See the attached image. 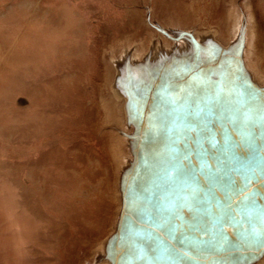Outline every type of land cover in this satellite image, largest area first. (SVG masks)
Listing matches in <instances>:
<instances>
[{"label":"rangeland","instance_id":"obj_1","mask_svg":"<svg viewBox=\"0 0 264 264\" xmlns=\"http://www.w3.org/2000/svg\"><path fill=\"white\" fill-rule=\"evenodd\" d=\"M245 64L264 75V0H0V264H217L232 248L253 264L262 254L240 249L246 216L264 231V120L249 110L264 116V84ZM175 76L254 95L245 106L210 86L197 113L164 115L154 185L136 201L144 102ZM127 195L131 231L114 245ZM160 224L165 248L142 250Z\"/></svg>","mask_w":264,"mask_h":264},{"label":"bare ground","instance_id":"obj_2","mask_svg":"<svg viewBox=\"0 0 264 264\" xmlns=\"http://www.w3.org/2000/svg\"><path fill=\"white\" fill-rule=\"evenodd\" d=\"M215 32V30H213ZM234 34L237 35L238 33V26L236 25L234 30H233ZM207 33V32H206ZM214 36V35H213ZM215 37V36H214ZM223 41V40H222ZM217 42V41H216ZM219 43V42H218ZM250 46L253 45V40L250 41ZM247 49V47H246ZM246 53H248V56L253 55V49L252 47H248ZM126 54V53H125ZM131 57V56H130ZM134 61V60H131ZM130 61V62H131ZM134 64V63H133ZM247 69L249 70L250 67L247 66V64H245ZM251 78L258 82L259 84H264V75H260L258 73L252 72L251 70H249ZM174 79L172 80L171 84L169 85V87L164 88H157L155 90V92L153 93V97L146 100L144 102V106H143V117L145 119V121H147L148 127H149V132H148V137L150 140V145L149 148H144L142 147L141 150V154L142 158H141V162L143 161V168L141 175H140V179L138 181V189H137V197H136V201H143V198L141 197L142 194L139 193V191H145L144 189L147 188L149 189V187H151L152 185H154V178L151 177V175H149L150 171L151 173L154 174V171L156 170L158 163H159V158H158V151H160L161 149H163V133L165 129H168L170 126L167 123L164 115H166L167 113H176L178 118H181V116L191 112V110L195 111V109H197V104L199 101V98L202 96V94L205 92V90L207 89V85L206 83L200 84V82H193L191 80V78H185L182 76H175L173 77ZM116 80V79H115ZM154 83V82H153ZM194 86H193V85ZM245 90V89H244ZM242 89H234L232 87H230V85H226L225 87H223L222 89H220V93L221 94H225L227 97H249V94L247 91H244ZM109 99L112 100V107L114 106L116 108V110H120V115H122V117L125 118V120L127 121L128 118V114L125 110V112L123 113L122 110H124L125 108V103L127 100V96L125 94V92L118 87L116 84L113 85L112 88V93L108 95ZM160 98V99H159ZM207 98V97H206ZM162 100V101H161ZM188 103L189 106H193L191 109H189V106H186L185 103ZM196 102V103H194ZM246 102V101H245ZM244 102V103H245ZM192 103V104H191ZM201 103V102H200ZM203 103V102H202ZM239 103V102H238ZM196 104V105H194ZM214 104V103H213ZM123 106V109H122ZM123 113V114H122ZM154 114V116H153ZM248 116V115H247ZM119 117V116H118ZM120 117V119L122 118ZM123 119V118H122ZM121 119V120H122ZM143 120V118H142ZM264 120V118L262 119ZM120 121V120H119ZM143 122V121H142ZM119 124V123H118ZM153 124V125H152ZM141 125V124H140ZM118 126H123L124 127V122L123 124H120ZM126 126V125H125ZM145 127V126H144ZM166 131V130H165ZM249 132V131H247ZM239 135V134H238ZM190 137V136H189ZM196 137V136H195ZM171 138H174V136H172ZM186 138V137H185ZM181 139V138H180ZM123 140V139H122ZM178 141V139H177ZM167 143V142H166ZM180 143V142H179ZM176 145V144H175ZM166 146V145H165ZM174 147V145H172ZM141 147V146H140ZM188 148V147H187ZM141 149V148H140ZM139 150V148L137 149ZM187 150V149H186ZM167 152V151H166ZM171 152V151H170ZM183 152V151H182ZM140 153V152H139ZM168 153V152H167ZM165 153V154H167ZM172 153V152H171ZM173 154V153H172ZM187 154V153H186ZM118 156V155H117ZM173 156V155H172ZM176 156V155H175ZM180 156V155H178ZM162 159V158H161ZM165 160V159H164ZM162 162H165V161ZM168 160V159H166ZM180 160V159H179ZM183 160V159H182ZM173 162V161H171ZM175 162V161H174ZM178 162V161H177ZM140 163V162H138ZM168 165V164H167ZM173 166V165H172ZM211 166V165H210ZM171 167V166H170ZM176 167V166H175ZM161 168V167H160ZM180 168V167H179ZM176 168V169H179ZM245 168V166H244ZM250 169V168H249ZM164 170V169H163ZM174 170V169H173ZM149 172V173H148ZM168 172V171H167ZM207 172V171H206ZM206 172L204 171L203 175H206ZM251 172V171H250ZM215 173V172H214ZM173 174V173H171ZM177 174V173H175ZM192 172L189 174L191 175ZM200 174V173H199ZM208 174V173H207ZM226 174V173H225ZM228 174V172H227ZM230 174V173H229ZM253 174V173H252ZM156 175V174H155ZM179 175V174H178ZM181 175V174H180ZM179 175V176H180ZM195 175V174H194ZM158 176V175H157ZM232 176V175H231ZM182 177V176H181ZM180 177V178H181ZM202 177V176H201ZM211 177V176H210ZM209 177V178H210ZM254 177V176H253ZM188 178V177H187ZM178 179V176H177ZM190 179V178H189ZM208 179V178H206ZM211 179V178H210ZM231 179V178H230ZM195 180V178H194ZM203 180V179H202ZM209 181V180H208ZM207 181V182H208ZM233 181V180H232ZM206 182V181H205ZM211 182V180H210ZM230 182V181H229ZM228 182V183H229ZM201 183V181H200ZM173 185V184H172ZM181 185V184H180ZM177 186V185H176ZM189 186V185H188ZM189 188V187H188ZM195 188V187H194ZM185 189V188H184ZM200 189V188H199ZM199 189L197 190L198 192H201L202 189L205 188H201V190L199 191ZM183 190V189H182ZM189 191V189H188ZM196 191V192H197ZM204 191V190H203ZM202 191V192H203ZM187 193V192H186ZM196 195V193H193V195ZM135 195V194H134ZM141 195V196H140ZM144 195V194H143ZM133 197V196H132ZM173 198V197H172ZM228 198V197H227ZM185 200V199H184ZM194 200V198H193ZM169 201V200H168ZM191 202V201H190ZM189 202V203H190ZM229 202V200H228ZM184 203V202H183ZM188 203V202H187ZM188 203V204H189ZM193 203V202H192ZM133 204V203H132ZM180 204V203H179ZM186 204V201H185ZM191 204V203H190ZM136 206V204H134ZM153 205V204H151ZM150 205V206H151ZM182 205V204H180ZM184 205V204H183ZM132 206V205H131ZM139 206V205H138ZM155 206V205H154ZM228 206V204H227ZM137 207V206H136ZM159 207V206H158ZM184 207V206H183ZM131 208V207H130ZM160 208V207H159ZM188 208V207H187ZM180 209V208H179ZM190 209V208H189ZM173 210V209H172ZM140 211V210H139ZM144 211V210H143ZM177 211V210H176ZM181 211V209H180ZM195 211V210H194ZM141 212V211H140ZM179 212V210H178ZM186 212V211H185ZM177 213V212H176ZM132 214V213H131ZM176 217V216H175ZM248 218V220L250 221V229H251V234L250 231L245 235L246 239L244 240V244L243 247L245 248L244 250L240 249L241 255H249L251 253V255H256V254H262L258 257V259L256 261H254L253 264H264V249L261 250V248H264V238L260 237V234L263 235L264 231H263V227H262V223L259 222V224L261 223V225L256 224V222L254 223V219H251V217L246 216ZM137 220V218H136ZM139 220V219H138ZM157 220V219H156ZM155 220V221H156ZM134 219H133V223H134ZM178 221V219H177ZM170 222V221H169ZM174 223V222H173ZM180 223V221H179ZM178 226V225H177ZM147 227V226H146ZM145 227V228H146ZM151 228V227H150ZM167 226H163V225H156L153 226V232H151L152 234L148 235L145 232L141 233L139 235V239H141V242H143V248L142 250H148L149 252H151V250H154L151 252V254H155L156 255V249H162L165 248V244H167V242H165L166 240H168L169 238H161V236L164 235H158V234H162L165 233V236H168L169 234H167L168 229H166ZM179 228V226H178ZM143 230V229H142ZM130 229L128 230V235L130 233ZM140 231V230H139ZM151 231V230H150ZM175 231H179V230H175ZM137 233V232H136ZM138 235V234H137ZM150 236V237H149ZM164 236V237H165ZM178 237V236H177ZM154 239L158 241L159 245L157 247H154V249L152 248V245H154ZM133 240V239H132ZM152 240V242H151ZM140 242V241H139ZM156 242V241H155ZM137 243V242H136ZM150 243H152V245H150ZM158 243H155V245H157ZM260 243V245H259ZM173 245V244H172ZM140 247V246H139ZM159 250V251H160ZM232 250L233 254L232 256H224V259H218L217 264H235L236 258L238 257L237 254H235L234 252V248L229 249ZM113 253V252H112ZM159 253H157L158 255ZM163 253H161V255H163ZM138 255V254H137ZM228 255V253H227ZM155 257V256H154ZM159 258V257H158ZM221 258V257H220ZM138 259V258H137ZM136 259V260H137ZM253 259V258H252ZM157 260V259H156ZM177 264H188L187 259L186 258H179L177 259ZM198 262L201 264L200 261L193 259L192 260V264H198ZM216 264V263H215Z\"/></svg>","mask_w":264,"mask_h":264},{"label":"water","instance_id":"obj_3","mask_svg":"<svg viewBox=\"0 0 264 264\" xmlns=\"http://www.w3.org/2000/svg\"><path fill=\"white\" fill-rule=\"evenodd\" d=\"M191 79H192V81L193 80H197L198 79V82H200V84H203V83H206V87H207V89L206 90H211L209 87L211 86V88H213L215 91H219L220 92V89H222L223 87H224V80L222 81V82H215V83H212V82H210L209 80H204V81H200L201 79H199V78H194V77H190ZM193 85V84H192ZM194 86V85H193ZM226 86V85H225ZM238 89H242V90H244L245 88H242V87H239ZM205 90V91H206ZM244 91H247L246 89L244 90ZM248 92V94H249V97H247V102H246V104H245V106H249L248 105V100L250 99V98H252L253 97V95H254V93H252L251 91H247ZM257 96V95H256ZM160 99V98H159ZM261 99V98H260ZM259 99V100H260ZM162 101V100H161ZM194 103H196V102H194ZM192 104V103H191ZM194 105H196V104H194ZM197 109H195V111H193V110H191V113L192 114H195V113H197V111H199V109L201 108V105H200V103H199V101H198V104H197ZM240 108H245V109H247L248 107H240ZM251 108V109H250ZM249 110H251V111H253V112H255L256 113V116L257 117H259V113H261L263 110H261V107H259V105H250L249 106ZM255 118L254 120L256 121V122H258V123H261V125H263L262 124V119L264 118V116H261V118L259 119V118ZM264 126V125H263ZM142 168H143V166H142ZM141 170V168L139 169V172H138V174L141 172L140 171ZM130 198H129V195H127V207H126V210H125V214H124V217H123V220H122V223H121V226H120V230H119V233H118V235H117V237L115 238V241H114V245H116V244H123V242H125L126 240H127V238H128V230L130 229V227H131V222H132V218H131V209H130V200H129ZM154 241H157V240H155L154 239ZM167 241V240H166ZM155 243H158V242H155ZM121 257H116V262H115V264H120V261H121Z\"/></svg>","mask_w":264,"mask_h":264}]
</instances>
